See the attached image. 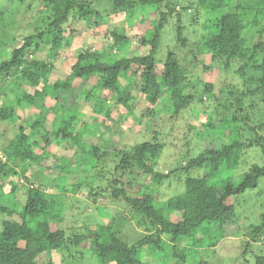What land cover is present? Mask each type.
I'll use <instances>...</instances> for the list:
<instances>
[{
	"label": "trees",
	"instance_id": "1",
	"mask_svg": "<svg viewBox=\"0 0 264 264\" xmlns=\"http://www.w3.org/2000/svg\"><path fill=\"white\" fill-rule=\"evenodd\" d=\"M7 1L27 3L28 12L30 2L35 0ZM36 1L44 7L35 21V30L23 37L21 46L4 50L5 58L0 62V76L16 78L15 91L0 87V94L5 95L0 126L9 125L6 133L10 136L3 149L5 159L0 158V264H43L46 253L51 256L57 250L72 251V246L87 239L95 243L93 252L99 264H211L204 258L203 249L213 248L229 235L230 228L237 226L234 198L257 187L264 177V0L255 4L241 0L234 11L230 9L231 0H197L195 6L192 0ZM138 8H149L150 16L134 18ZM6 9L0 7L3 17ZM114 12L124 13L127 25L142 30L130 33L117 22L106 30L105 48L80 47L67 52L68 40L79 32V26L93 28L107 23ZM183 14L191 17L199 33L197 50H190L195 67L210 70L215 66L226 75L232 73L245 88L228 83L216 89L214 81L200 77L197 82L205 88L194 95L185 93L186 75L194 69L182 63L179 49L170 48L161 55L172 28L181 49L187 46L190 33ZM72 18L77 20L76 25ZM148 19L150 24L142 26ZM63 53L64 62L71 64L70 71L64 79L50 82L49 75L57 70L54 59ZM206 56H210L209 62ZM76 79H80L78 91ZM27 85L34 90L28 91ZM136 87L139 96L133 93ZM51 97L56 99L55 104L45 106ZM78 97L87 104L95 102L94 119L84 117ZM112 98L119 112L115 120L131 117L135 123L128 128L132 131L157 114L163 98L172 100L173 116L192 103L215 105V110L193 107V128L205 117L197 138L213 142L196 155L188 151L183 156L186 165L183 158L176 161L171 172L177 173L178 179L185 173L180 193L165 201L154 199L158 186L172 175L158 169L166 146L158 141L157 131L153 141L113 150L103 148L108 121L115 111H107L103 117L99 113L104 112L106 100ZM139 98L144 101L141 114L136 112ZM69 102L76 104L66 107ZM27 127L32 132H27ZM243 133L247 135L245 140ZM225 137L230 140L225 142ZM54 144H64L83 156L72 162L65 154L57 158L51 151ZM252 147L260 149L263 165H252L238 181L223 174L236 168L243 151ZM74 164L85 173L77 181L70 173ZM32 166L36 172L29 176ZM139 169L145 174L146 186L134 193L127 187V179ZM202 169V175L192 174ZM22 177L27 182L21 183ZM7 183L11 188L4 193ZM47 186L57 191L49 193ZM83 186L89 187L95 202L98 197L108 196L111 203L127 207L139 224L150 219L155 230L138 231L136 240L129 234L121 236L119 227L114 230L111 222L115 219L113 208L100 215L109 217V222L103 221L95 229L87 226L88 233L76 228L67 239L66 230L56 226L65 213L62 199L69 192L78 194ZM19 191L24 192L25 200L17 206L13 200ZM6 201L13 206L6 205ZM247 233L253 242L263 235L264 214L262 223L248 226ZM250 243H245L243 261L232 264L251 263ZM46 264L55 262L50 258ZM253 264H264V255L257 254Z\"/></svg>",
	"mask_w": 264,
	"mask_h": 264
},
{
	"label": "rangeland",
	"instance_id": "2",
	"mask_svg": "<svg viewBox=\"0 0 264 264\" xmlns=\"http://www.w3.org/2000/svg\"><path fill=\"white\" fill-rule=\"evenodd\" d=\"M241 0H231L230 2V9L234 11L237 9ZM251 3L259 2L260 0H247ZM192 4L195 6L197 5V0H192ZM186 3L190 4L191 2L186 1ZM29 4V2H28ZM30 10L27 11V3H20L14 2L10 3L7 0H0V7H5L6 13L4 17L0 15V62L5 58V55L2 53L6 49H14L19 47L23 44V37L26 34H29L35 30V21L37 17H40V10L44 7L43 3H39L38 1L30 2ZM259 4V3H258ZM257 4V5H258ZM13 5V6H12ZM262 5V3H261ZM7 6V7H6ZM144 14L145 16H150V9L149 8H138L133 17L136 18ZM112 16L107 21V23L100 24L93 28H88L86 26H79V32L71 37L68 40L69 46L66 48L67 52H73L75 49H79L80 47H89L92 49H103L108 45V42L105 38L106 30L113 28L116 23H120L121 27L124 26L126 30L130 33H137L139 30H142L140 26L137 25H127L125 22V15L124 13L114 12L111 14ZM201 13H199V18L201 19ZM183 22L189 26L188 30L190 33V38L186 47L181 49V42L178 38H176L175 29L172 28L170 33L167 34V39L164 41V46L162 50V54L167 52L170 48H175V50L179 49L180 59L182 63L190 69H194V73L189 71L188 75H186L187 86H186V94H196L197 91H202L203 84H199L197 82V78H206L211 81H214L216 84V89L222 88V84H234L237 87L243 89L244 83L241 79L233 76L232 73L224 74L223 72H219V70L212 66L210 70H203L202 66H196L193 59V54L190 53L191 49L197 50L198 48V36L199 33L195 32L196 26L192 25L191 17H187L186 14L182 16ZM114 21V22H113ZM72 23L76 25L77 20L72 18ZM142 26H147L150 24L149 19L143 21ZM260 26V25H258ZM250 28V26H249ZM200 32V31H199ZM15 34L16 38L14 40L13 35ZM173 35V36H172ZM5 43V44H4ZM145 51V48H141L140 51ZM166 54V53H165ZM40 55V54H39ZM206 61H210V56H206ZM55 66H57V70L52 72L49 75L48 80L53 82L58 79H64L68 72L70 71V65L64 62V53L61 54L57 59H54ZM236 63H234V66ZM195 67V68H194ZM237 67V65L235 66ZM15 82L16 78H3L0 76V87H5L8 92L15 91ZM74 84L79 85L77 91L81 89L80 79H76ZM92 85L88 84V88H91ZM28 91H33V87L27 85ZM97 94L99 93L96 91ZM134 95L139 96L140 92L136 87L134 90ZM61 95V93H59ZM167 97V95H165ZM164 96V97H165ZM222 99V98H221ZM225 99V97H223ZM5 100V95L0 94V107ZM55 100L53 97L48 98L46 100L45 106H51L55 104ZM79 100V109L83 111L85 114V118L94 119L95 115H93L92 106L94 105L92 102L91 104H87L85 100ZM77 100V101H78ZM76 101V102H77ZM76 102H69L67 103L66 107L73 106ZM143 100L139 98L136 101V112L138 114L143 113ZM106 106L104 108V112L100 116H104V113L107 111H115L113 117L108 121V130L104 134V142L103 148L105 150H113L116 147L125 146L130 147L137 143H142L145 141H153L154 137H156V132H158V141L165 144V151L161 154L160 158V166L158 167L159 170L163 171L165 174L169 172L172 173L170 178H166L163 182L158 186L157 191L154 194V199L157 201H165L169 198L173 197L174 195L181 192V187L184 185V178L185 173H181L182 177L177 178L174 172L176 161L182 159L183 156L188 151H193L191 154L196 155V153L201 152L207 146L212 145L211 140L205 139L199 140L197 138V133L204 127L205 117H202L200 121L197 122V126L193 128L191 126L192 123V112L193 107L197 106L204 110H215L216 107L213 105L209 107L204 103H195L190 104L186 108H184L181 113L176 116H173L170 108L172 100L170 98L166 99L163 98V102L161 105L156 108L157 114L150 118H147L144 124H138L137 131H132L128 127H130L134 120L131 117L123 116L120 121L115 120V116L119 114L115 109V100L108 99L106 100ZM217 106V105H216ZM46 110L47 115L52 118L53 114L51 111ZM143 109V110H142ZM219 110H222L218 107ZM28 113H26V116ZM157 122V127L154 126ZM194 122V121H193ZM51 122H49V128L51 127ZM146 124V125H145ZM9 125H2L0 126V158L5 159V155L3 153L4 147L7 145V142L10 139L6 130H8ZM31 127H27V132H32ZM261 131V130H259ZM261 133V132H260ZM264 133V132H263ZM247 135L243 133L242 139H246ZM230 140L229 137H225L224 141L228 142ZM65 144V143H64ZM64 144H54L51 148V151L57 158L62 157L64 154L71 157V162L75 161V158L82 157L83 155L80 151H75L74 149H68ZM183 165L187 164V159H182ZM259 164L263 165V157L260 149L258 147L247 148L243 151L241 155V159L236 168L231 170H226L223 172L224 175L230 176L233 178L234 181H238L241 179L242 175L248 171V169L254 165ZM74 168L70 171L71 174H75V181L80 179L82 175H84V171L80 169H76V164L73 166ZM29 169V176H32L34 172H36L35 167H30ZM76 170V171H75ZM204 169L199 171H193L192 174L195 176L202 175ZM56 173V172H54ZM53 173V174H54ZM169 173V174H170ZM133 176V177H132ZM145 174L141 173L140 169L136 170L134 175H131L130 178L127 179V187L131 190V192L139 193L141 192V187L146 186L145 184ZM22 182H27L24 177L20 178L19 180ZM11 188V184L7 183L3 190L4 193H8ZM46 190L49 193H54L57 191L55 187L47 186ZM89 187L83 186L78 194H73L69 192L65 195V198L62 199V203L65 209V213L63 214V220L57 223V227L64 228L66 230L67 239L72 236L74 230L76 229L78 232L81 233H88L89 230L87 226H91L92 229L96 228L97 224L105 221L106 223L109 222V217L100 216L105 213L108 209L116 210L114 213L115 219L111 222L113 224L114 230L115 227H119L121 236H127L128 234L137 239L138 235L140 236L139 232L141 233H150L155 230V225L152 223L150 219H144L140 224L139 222L133 217L131 211L123 206H117L114 203H111V198L108 196H101L98 197L96 202L93 198L92 194H90ZM86 194H82V193ZM90 194V195H89ZM236 212H237V226L232 227L229 230V235L220 240L217 245L213 248L203 249V256L205 259L209 260L211 264H217L219 261L223 264H232L235 260L243 261L242 256L245 249V243L250 241L252 244L250 251L248 252V258L251 260L250 264H253L255 261V256L257 254L264 255V233L261 237L258 238L256 242H253L252 237L247 233V228L250 225H257L262 223L263 221V214H264V177H262L259 181V184L255 188H250L246 190L243 194L238 195L234 198ZM25 200V195L23 191H19L16 193V196L13 200L14 203L21 204ZM6 205L13 204L10 201L5 202ZM102 217V218H101ZM111 224V225H112ZM136 229V231L134 229ZM239 229L235 232V229ZM132 230L134 233L130 232ZM139 231V232H138ZM233 231V232H232ZM66 239V240H67ZM95 243L92 240H84L82 241L81 245L79 246H72V251L67 249L53 251L51 256L47 253L42 256L43 264L49 262L50 258H52L55 264H99L98 258L95 256L93 250L95 249ZM72 255H71V253ZM215 258V259H213ZM219 262V263H220Z\"/></svg>",
	"mask_w": 264,
	"mask_h": 264
}]
</instances>
